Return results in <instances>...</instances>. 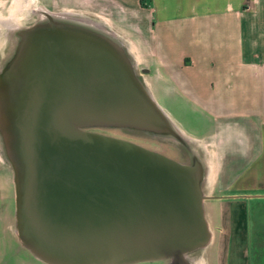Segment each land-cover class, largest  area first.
Masks as SVG:
<instances>
[{
  "label": "water",
  "instance_id": "obj_1",
  "mask_svg": "<svg viewBox=\"0 0 264 264\" xmlns=\"http://www.w3.org/2000/svg\"><path fill=\"white\" fill-rule=\"evenodd\" d=\"M26 38L0 73L21 235L61 264L178 260L203 245L195 168L82 130L162 124L114 45L74 24Z\"/></svg>",
  "mask_w": 264,
  "mask_h": 264
},
{
  "label": "crops",
  "instance_id": "obj_2",
  "mask_svg": "<svg viewBox=\"0 0 264 264\" xmlns=\"http://www.w3.org/2000/svg\"><path fill=\"white\" fill-rule=\"evenodd\" d=\"M45 4L94 17L137 58L166 116L196 119L190 132L174 123L196 144L197 157L206 150V172L220 183L222 193L203 205L207 264H248L247 204L264 200V0ZM5 171L0 167V190Z\"/></svg>",
  "mask_w": 264,
  "mask_h": 264
},
{
  "label": "rangeland",
  "instance_id": "obj_3",
  "mask_svg": "<svg viewBox=\"0 0 264 264\" xmlns=\"http://www.w3.org/2000/svg\"><path fill=\"white\" fill-rule=\"evenodd\" d=\"M46 0H20L22 7L19 10L26 13L27 17L30 16L32 11L35 10H48L55 13L68 14L73 17L87 18L93 22L98 23L94 17L86 16L78 11H63L59 8H53L45 4ZM75 13V14H73ZM39 14V12H38ZM37 14V15H38ZM35 17V16H33ZM36 19V18H35ZM34 23L39 24V17ZM29 21H26L25 26H29ZM78 27V25L74 24ZM27 28V27H26ZM99 30H101L99 28ZM20 30L16 31L19 33ZM3 33L6 36L12 35V43L7 53L0 55V73L7 69L8 64L15 55L13 46L18 35L15 36V31ZM17 34V33H16ZM99 37H104L109 44H115L120 56L124 58L134 78L141 84L144 91L148 96L152 97L148 87L144 84V71L142 65L137 63V58L125 52L121 44L115 38H106L105 35L99 31L94 32ZM14 36V37H13ZM156 102V101H155ZM157 103V102H156ZM158 104V103H157ZM172 106L174 103H170ZM171 113H175L172 111ZM189 114V112H188ZM168 120L172 128L179 132L173 136L161 135L152 129H143L136 127H115V126H90L82 128L83 131L101 134L106 137L115 138L123 141H128L140 147L146 148L150 151H156L174 161L181 162L193 168H199L200 174L198 176V186L202 196V207L208 203L207 195H218L222 193L218 189L220 183L215 182L216 175L207 174L205 156L206 150L200 149L201 156L197 157L196 144L191 142V139L183 134L174 122L178 121L179 124L187 131L192 130V125L196 123L193 117L175 118L172 116ZM194 122V123H193ZM158 134V135H157ZM174 138V139H173ZM4 134L0 130V167L6 171V181L3 188L0 190V264H48L37 259L32 252L25 247L17 235V218H16V178L12 163L8 159L7 151L5 148ZM201 165H198V163ZM203 173V174H202ZM202 175V176H201ZM247 227H248V264H264V246H257L258 237H264V200L256 202H248L247 204ZM208 242L195 248L192 251L182 254L180 259L169 257L160 260H142L131 264H207V257L209 249L207 248ZM260 251V262L257 261V253ZM189 259V260H188Z\"/></svg>",
  "mask_w": 264,
  "mask_h": 264
},
{
  "label": "bare ground",
  "instance_id": "obj_4",
  "mask_svg": "<svg viewBox=\"0 0 264 264\" xmlns=\"http://www.w3.org/2000/svg\"><path fill=\"white\" fill-rule=\"evenodd\" d=\"M40 14L41 15H39V24L38 25H43V26L55 25V26H57V25L63 24V26H64L65 24H76L80 27L91 30L93 33L96 31H99L101 34L105 35L106 38H110V37L112 38L111 33L109 31H107L102 25H99L96 22H93L92 20H89L87 18L73 17V16L68 15V14L53 13V12H47V11H41ZM73 14H75V13H73ZM99 28L101 30H99ZM18 35L20 36L21 41H23L24 37H27V32H20V33H18ZM112 45H114V47H115L114 50L117 51L116 45L113 43H112ZM11 65H13V64H11ZM150 98L152 99V97H150ZM152 101L157 105V107L160 111V114L162 117L161 118L162 124H159L157 126L155 125V127L154 126L153 127L152 126L146 127L143 129H152V130L157 131L158 134L168 135L170 137L171 136L175 137L174 135L179 134V132L176 131L174 128H172L171 123L168 120V117L166 116L164 111L159 107V105L153 99H152ZM2 107H4V99L2 96H0V130L4 134L5 148L7 151L8 159L10 160V162L13 165L14 172H16V162H14V157L12 154L11 140H10L11 136L8 134L9 132L7 131V129L5 127V117H4V114L2 113ZM194 171L196 172V175L199 176V170L197 169ZM17 235H18L19 241L25 247H27L37 259H39L45 263H48V264H61V263L57 262L56 260L46 256L47 254H45L43 251L39 250L36 246H34L31 242H29L26 238H24L21 235V232H20V229L18 228V226H17ZM207 235H208V231H207Z\"/></svg>",
  "mask_w": 264,
  "mask_h": 264
},
{
  "label": "clouds",
  "instance_id": "obj_5",
  "mask_svg": "<svg viewBox=\"0 0 264 264\" xmlns=\"http://www.w3.org/2000/svg\"><path fill=\"white\" fill-rule=\"evenodd\" d=\"M20 7V0H0V33L23 29L27 14Z\"/></svg>",
  "mask_w": 264,
  "mask_h": 264
},
{
  "label": "flooded vegetation",
  "instance_id": "obj_6",
  "mask_svg": "<svg viewBox=\"0 0 264 264\" xmlns=\"http://www.w3.org/2000/svg\"><path fill=\"white\" fill-rule=\"evenodd\" d=\"M41 11L51 12V11L43 10V9L35 10V12L32 11L30 16H28L26 18V21H29V23H28L29 26H25L24 30H20L19 33L20 32H27V34H28L29 30H33L34 28H37L38 27V23H36V25L34 23L38 20L37 17H39V15H41L40 14ZM38 12H39V14H38ZM53 13H55V12H53ZM33 16H35V17H33ZM11 33H13V32H11ZM16 33H15V36L18 35V32H16ZM11 39H12V35L7 37L5 34L3 36V33H0V55L5 54V53L8 52V50L10 49L11 43H12ZM27 41H28V38L24 37L23 41H21L20 36L19 35L17 36V38L15 40V42H16L15 46H13V48H14L13 51L15 50L16 52H15L14 57L11 59L10 63L8 64V67L12 64V61L17 56V54L20 52V48L22 47V45L25 44ZM154 152H156V151H154Z\"/></svg>",
  "mask_w": 264,
  "mask_h": 264
}]
</instances>
